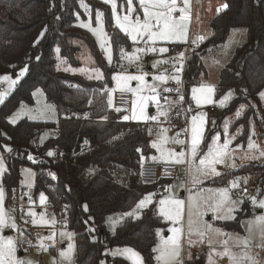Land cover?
<instances>
[{
	"label": "trees",
	"instance_id": "obj_1",
	"mask_svg": "<svg viewBox=\"0 0 264 264\" xmlns=\"http://www.w3.org/2000/svg\"><path fill=\"white\" fill-rule=\"evenodd\" d=\"M84 2L93 13L103 12L107 33L115 38L111 45L114 58L118 60L121 47H129L130 40L114 26L111 7L101 0ZM225 2L228 8L210 21L208 40L205 38L189 53L186 92L188 94L189 87L196 83L204 69L200 53L207 46L215 47L224 42L232 28L245 27L247 39L221 69L217 94L221 96L231 89L235 92L226 114L234 112L241 103L255 101L261 113L257 123L264 138V106L258 97L264 90V0ZM79 17H85L80 0H0V75L17 76L25 66L29 69L5 103L0 104V147L7 144L12 148L5 157L8 170L3 175L8 201L17 192L20 167L31 164L37 170L35 189L46 192L57 207L62 201L70 206L69 227L75 232L76 264H100L103 259L108 264H130L123 257H111L107 253L119 246L137 250L145 264H154L156 231L166 223L152 206L137 219L126 218L114 233L105 225L109 214L130 210L157 185H144L140 179L149 126L121 121L123 112L108 105L115 67L104 61L92 33L77 24ZM45 28L47 31L41 38L40 33ZM75 39L88 46L103 71V78L95 80L58 67L59 61L71 66L81 65L80 45ZM37 87H41L47 100L56 106L58 122L23 118L15 124L10 123L9 115L22 102L33 103L32 93ZM252 111L253 106H249L233 125V128L244 125L241 140L246 136ZM68 113L75 118L65 119ZM46 129H59V134L40 143L39 137ZM53 149L59 150L62 158L47 154ZM37 156L43 157L37 164L29 159ZM90 166H96L98 172L86 177ZM40 168L49 170L55 178L39 173ZM245 171L258 173L255 184L263 192L264 164L244 165L234 173ZM231 175L223 174L209 183L226 184ZM46 179H49L47 185ZM169 181L162 179L160 184ZM62 195L64 198L60 200ZM250 214L247 205L237 211L236 220L218 221V224L227 231L242 232L241 220ZM189 264H205L204 256L200 255Z\"/></svg>",
	"mask_w": 264,
	"mask_h": 264
},
{
	"label": "snow or ice",
	"instance_id": "obj_2",
	"mask_svg": "<svg viewBox=\"0 0 264 264\" xmlns=\"http://www.w3.org/2000/svg\"><path fill=\"white\" fill-rule=\"evenodd\" d=\"M104 3L110 4L112 9V15L115 19L116 27L123 32L126 37L130 38L134 44L139 43L140 40H144V47L135 48L133 53L129 54L124 52L121 47L122 59L126 58L130 64L140 61V55L147 53H165L169 49L166 47L157 48L155 45L158 41L172 43H187L189 24L191 20L190 12V0H139V10H142L141 15L137 14L138 9L134 5L133 0H126L127 11L126 14L121 16L117 12L116 0H103ZM81 6L88 10V6L84 3V0H80ZM228 4L221 5L217 11L227 9ZM179 13V15H177ZM103 12L97 11L96 21L98 27H91L90 23L81 22L80 26L88 28L94 35L101 40V47L105 49L107 59L111 62V47L110 45L115 42V38L109 37L104 31L103 25ZM47 31L45 28L40 37L43 38ZM146 38V39H145ZM205 37L197 36V41H203ZM38 42V41H37ZM198 46V45H197ZM59 52V48L56 49ZM184 53H178V60L182 62ZM37 60L40 58L37 57ZM63 63V61H62ZM161 63H168V61L156 60L153 62L152 67H157ZM138 74H124L120 73L113 76V80L116 82V88L111 92L119 90L121 94L132 93L135 99L132 100L131 115H124L122 119L124 121H156L159 122V117L167 116V110L163 109L160 100L161 93L158 91L160 84H165L171 79H175L177 84H180V77H169L165 74L155 75L152 77L153 83H147L146 77L149 73L143 71L142 64H136ZM68 70V69H65ZM29 71L25 66L18 74L16 79H13L9 75L0 76V82H6L7 88L0 91V104L5 103L6 97L11 93L12 89L17 85L19 78L25 76ZM73 71H80L81 73L89 72L88 69H73ZM95 72V78L101 79L103 74L99 69H92ZM177 71H180L177 68ZM91 78V77H90ZM137 81V87H131V82ZM159 82V83H157ZM147 89L151 94L143 95L141 93ZM164 92H170L172 89L164 88ZM179 92V89H176ZM39 92V90H37ZM109 92L108 105L112 106V96ZM214 93V86L201 84L199 87L192 89V98L195 100L196 105L200 106L205 103L212 102ZM232 96L231 91L220 101V105L223 107L225 101ZM259 96L264 100V91L259 93ZM165 103H170L167 96L162 97ZM183 95L179 96V100L183 101ZM156 105L157 114L148 115L146 112V106L149 102ZM91 103V102H90ZM175 103V102H171ZM23 107V106H22ZM245 105H240V108L236 112V116L239 117L244 109ZM45 109L53 113L55 108L53 105L46 104ZM122 109L117 108L116 111ZM40 116L43 112H39ZM20 113L14 114L9 118L10 123H16ZM30 119H37L38 116H30ZM102 119H107L103 117ZM206 115L200 113L191 117L190 129L185 128L182 131L186 136L190 135L189 140L180 139V132H177L175 137L169 138L167 132L169 129L164 128L161 130V134L157 141L152 142V147L157 149L162 157L166 154V163L174 165H187V175L192 188H197L202 185L206 180H215L217 177H221L223 174L217 169L216 165L225 164L229 168L238 167L235 159H233L234 149L230 148V144L235 136L225 138L221 144L219 135H213L211 137V143L205 142V125ZM229 122L226 121L224 125L225 134L228 131ZM151 135V129L149 130ZM255 127L253 126L252 135L248 137L247 149L240 156V160H256L264 157V148H261L257 141L252 139L255 136ZM178 144L183 146L182 150L177 152L175 149H165L164 145L167 143ZM204 145L206 151L201 148ZM7 151H11V148H6ZM139 151V149H138ZM203 154L201 155V153ZM258 153V154H257ZM49 156L53 155L51 151L47 153ZM32 159V157H29ZM143 159V158H142ZM153 160L156 157L152 158ZM6 171L3 157L0 156V176ZM55 175V174H50ZM240 177H236L234 180L229 181L228 187L223 188H202L195 194L192 193V188H189L190 192L187 200L174 198L169 196L159 200V214L166 220L171 221L174 227L169 229L172 233L171 236L164 238V236L158 230L157 235L160 237V243L153 249L156 252L155 257L157 264H184L182 256L184 250V243L186 242L190 247L197 244H207L209 251L207 255L208 264H264V257H261L260 253L253 254L251 251L252 240L254 235L258 236L259 243L255 247L264 251V214L253 216L252 218L244 221L246 225L247 235L240 236L239 234L227 233L222 228L215 227L213 223L205 220L204 217L207 213H212L213 218L217 221L220 220H236L235 213L242 211L240 205L244 203V198L232 199L230 192L231 189L240 187ZM244 183H247V178H244ZM29 186H31L29 184ZM184 184H181L183 187ZM244 193H247V189H243ZM154 193H150L140 200L137 204V209H142L147 204L152 203V197ZM5 190L0 184V264H34L33 261L27 259H20L17 257V241L11 236H4L3 230L5 228L17 229L15 218L11 215V211L5 208ZM31 199V198H29ZM247 200L254 208L264 209V193L260 190L257 191V195H248ZM46 197L43 193L40 196V203L44 204ZM87 210V206H84ZM28 215L32 217V225H54L55 219H47L44 213L39 214L37 219V213L29 210ZM124 215L132 217L136 215V212L125 213ZM27 223V221H26ZM55 233L48 237L39 238L38 248L41 251H47L49 246L44 244V240H51L53 245ZM60 236L67 237L72 240L74 233L61 232ZM196 239H193V237ZM28 243H31L29 240ZM75 251L76 246L74 243H69L67 249L60 250L58 253L59 259H53L52 264H75ZM113 255H126L127 258L133 261V264H144L143 258L138 252L133 251L130 248L122 250H116ZM188 259H191V252L188 254ZM103 264V262H101Z\"/></svg>",
	"mask_w": 264,
	"mask_h": 264
},
{
	"label": "rangeland",
	"instance_id": "obj_3",
	"mask_svg": "<svg viewBox=\"0 0 264 264\" xmlns=\"http://www.w3.org/2000/svg\"><path fill=\"white\" fill-rule=\"evenodd\" d=\"M101 1H103V0H101ZM116 3H117V12L121 16L125 15L126 11H127L126 0H116ZM133 3L138 9L139 0H133ZM225 3H226L225 0H190V12H191V14H193V17L195 19L190 20L188 41H189L190 36L192 38V41L196 40L197 36H204L206 38V40H208L210 33H211L210 21L216 14H218L221 11L220 10L218 12L217 9ZM108 5L111 7L110 4H108ZM82 9L84 10L85 17L84 18L79 17L77 24L80 25L81 22H83V23H90L91 27H93V28L98 27L97 21H96V13L97 12L93 13L91 8H89V7H88V10H86L85 7H82ZM137 14L141 15V18H142V10H138ZM177 15H179V13H177ZM192 21H194V23ZM113 23H114V26L116 27L114 18H113ZM103 25H104V31L107 33L104 18H103ZM85 29L89 31L88 28H85ZM92 35L95 37L99 48L103 52L104 61L110 66L114 65L115 71L113 73V76L120 74V73L138 74L136 64H142L143 65V71L149 73L148 77H146L147 83H149V84L153 83L152 77L155 75L165 74L169 77L179 76L180 80H181L183 74L185 76L184 69L186 71L187 60H188V56H189V54H188L187 59H185L186 44L187 43L168 44L167 42L158 41L155 45L157 48L166 47L169 49V51L165 52V53L157 52V53L138 54V55H140V61L130 64L128 59H126V58L122 59L121 58L122 57L121 50H120L119 59L115 60L112 45H110V47H111L110 55H111L112 59H111V62H109V60L107 59V55L105 53V49H103L101 47V40L98 39V37L96 35H94L93 33H92ZM246 39H247L246 28L245 27H234L230 30V33L224 42L220 43L218 46H215V47L214 46H207L206 50L203 51L202 53H200V59L202 61L204 69L200 72L196 83L189 87L188 94H187V99L189 100V108H190V113H191L190 114V127H191V117L193 115H198L200 113H203L206 115L207 123L205 125V132H204L206 143H211V137L213 135H219L221 137V139H220L221 144L224 142L226 136L227 137L235 136V139H233L231 144H230V148L235 150V152L233 153V159H235L238 167L232 169V168L227 167L225 164L216 165L217 169L222 174H227V173L232 174L231 177L229 178L228 182L226 184H212V183H209V181L211 179H208L202 185L198 186L197 188H192V185L189 181V176L187 175V171H186L187 165H177L178 166V173H176L172 179L170 178L169 182H166L163 185H161V184L157 185L156 189H153V190L146 192L140 199V200H142L148 194L154 193V195L152 197V203L147 204L142 209H137V204L140 201L139 200L130 210L125 211V212H115V213L109 214L106 217L105 225L111 233H114L117 226L119 224H121L126 218H128V216L124 215L125 213H130V212L135 211L136 215L132 216L131 218L137 219V218L141 217L144 210H146L147 208L152 206L154 208L155 212L166 223V225L164 227L158 228L156 233L159 230L160 233L164 236V238L171 236L172 233L169 231V229L174 227V225L172 224L171 221L166 220L164 217H162L159 214V208H160L159 200L163 199V198H167L169 196H172L174 198L187 200V198L190 195V192L188 191L189 188H192L191 194H195L199 190V187H202L205 189H207V188L215 189V188L228 187L229 181L234 180L236 177H240L243 180H244V178H247V183L245 185L250 190V193L248 195H252V196L257 195V191L260 190V187L255 184V180L258 176V173L245 171L242 173L235 174L234 172L238 171L244 165L264 164V157H261L260 159H256V160H247V159L243 160V161L240 160V156L247 149L248 137L252 135L253 126L255 127L256 135L252 136V139L257 141V143L260 144L261 148H264V138L261 135L260 127H259V124L257 123V118L261 119L260 109L257 106V103L255 101L251 100L249 103L244 102V103L240 104V105H245V107H244V109H243V111L239 117L236 116V112L240 108V105L236 108V110L234 112L226 114L225 111L229 107L232 99L234 98L235 92L233 89H231V90H228L227 92H225L221 96H218V94H217V84L219 81V75H220L221 69L226 66V64L230 61L231 57L235 53L237 47L242 45L246 41ZM129 40H130V46L129 47H122L124 49V52H126V53L131 54V53H133L135 48L145 46L144 40H140L139 43H136V44H134L130 38H129ZM74 42L77 43L78 45H80V51H79L78 56L80 58L81 65L80 66H71V65L64 64V62L62 63V61H59L58 67L61 69H68L69 71H71L73 73H80L86 77H89V78L91 77L92 79L98 80L95 78V72L91 71V70L92 69H99V71L102 74H103V71L97 65L95 58L91 54L88 46L81 40L75 39ZM200 43H198V41L195 44L193 43V49L195 47H197V45L199 46ZM171 46H175L176 49L174 51H172ZM178 53H184V58H183L182 62L178 60ZM57 57L59 59L58 53H57ZM156 60L168 61V63H161L157 67L154 68V67H152V65H153V62ZM82 68L88 69L89 72L81 73L80 71H73V69H82ZM177 68H179L180 71H177ZM4 75H9L13 79H16L18 77V75L12 76L11 74H8V73L2 74L0 76H4ZM103 76H104V74H103ZM103 76H102V78H103ZM113 76H112V86L109 88L107 99L109 98V92H111L112 89L116 88V82H115V80H113ZM19 80H20V78H19ZM170 81L176 82L175 79L170 78L167 81V83L160 84L159 89H158V91H160V93H161L160 103H161L163 109L167 110V113H168V115L166 117L165 116L159 117V122H156V121L143 122V121H134L131 119L128 121H124L122 119V117L124 115L130 116L131 111H124L121 114V116H122L121 121H123V122H130V123H135V124H148V126H149L148 127V134H149V130L151 129V135L149 134L148 142L146 145V151H148V153L150 155H153L154 157H156L155 160H153L152 159L153 157H152L150 159V161L165 162L166 154H165V157H162L161 153L157 149H155L151 146L152 142L157 141L159 139V136L161 134L162 129H164V128L168 129L167 123L171 120V117L173 116V114L179 113L183 110V101H180L179 97L176 98L175 96L171 95L169 92L162 91V89H164V88L169 89L168 84ZM157 83H159V82H157ZM185 83L187 84L186 77H185ZM137 84H138L137 81H132L131 87L135 88V87H137ZM201 84L214 86V93H213V97H212V102L197 106L195 100H193V98H192V89L194 87H199ZM0 85H3L5 88H7L6 82H0ZM37 90H39V92H37ZM116 91H119V90H116ZM116 91L111 92L112 106H110V107L112 109H113V95ZM230 91L232 93V96L230 99L225 101V105L222 107L220 105V101L222 99H224V97ZM262 91H264V90H262ZM32 94H33V100H34L33 103L22 102L9 115L8 120L10 117H13L14 114L19 112L20 116L17 119V122L23 118H27V119L33 120V121H45V122L47 121V122H56L57 123L58 119H59V112H58L56 106L47 100L44 90L41 87H37L34 89ZM141 94L150 95L151 93L147 89H145L144 92ZM131 95H132V93H131ZM164 96L168 97V100L170 103H165V101L162 98ZM258 97H259L261 104L264 106V100H262L260 98V96H258ZM133 99H135V97L132 95V100ZM171 102H175V103H171ZM46 104H50V105L54 106V108H55L54 114L48 112L45 109ZM249 106H253V111H252V114L248 120L246 136L243 140H241L240 137H242V135L244 134V131H245L244 125L239 124L235 128H233V125L235 124V122L239 118L243 117V115L245 114V111L247 110V108ZM38 111L43 112V115L40 116L38 114ZM146 112L148 115H156L157 114L156 105L150 101L148 103V105L146 106ZM30 116H38V118L37 119H30L29 118ZM226 121L229 122L227 134H225V131H224V125H225ZM153 126L157 127V129L155 131L152 130ZM177 132H180V137H179L180 139L186 140L185 135L181 134V131H179L178 129L169 130L167 132V136L169 138L175 137ZM54 135H56L55 130L46 129L41 133V135L39 137V141H40V143H44ZM189 139H190V135H189ZM6 148H11V146L7 145V144H3V147H0V156L3 157L5 168L7 171L8 165H7V159L5 157L7 154L11 153V151L10 152L7 151ZM164 148L165 149H175L177 152H179L182 150L183 146L178 145V144H172L169 142V143L164 145ZM201 148L204 151H206V148H204L203 144L201 145ZM202 154H203V152L201 153V155ZM142 158H143V160H146L148 157L145 154V155H143ZM251 170L253 171L255 169H251ZM97 172H98V168L96 166H90L87 169L85 175H86V177H88V176H91ZM4 173H3V175H4ZM50 174H53V173H50ZM3 175L0 176V184H2V186L5 190V194H6L5 208H6V210H8V193H7L6 187L3 184ZM36 177H37V170L31 164L22 165L20 167V169H19V180L17 183L16 191L19 190V192H21V193H19L18 200H20L21 202H23L27 205V212L22 217V220L24 222L29 221V229H27L26 227H22V225H21L22 222L18 221L15 218V221H16V224L18 225V228L17 229L5 228L3 230L2 234L4 236H11L14 239H16V241H17L16 255L18 258L31 260L34 262V264H52L54 258L59 259V257H58L59 251L67 249V246L69 243H74L76 246L75 232L70 227L60 228L59 230L55 229V226L58 223L57 217L54 214L55 208L53 211L52 207L48 206L47 202L49 200V197H48L46 192H44L41 189H39V190L35 189ZM50 178L54 179L55 175L54 176L50 175ZM48 180L49 179H46L45 185H47ZM182 183L184 184L183 187H181ZM29 184L31 186H29ZM236 189H231L230 195H231L232 199L238 200V199L244 198V203L242 205H240V208L243 209L244 207H247V205H248V208L251 212L250 216L244 217L241 220L242 232H235V231L231 232V231L225 230L221 225L218 224V221L213 218L212 213H207L205 215L204 219L209 221L210 223H213V225L215 227L222 228L227 233H234V234H239L240 236H245V235H247V232H246V225H245L244 221L252 218L253 216L264 214V209L254 208L250 204V202L247 200L248 195H245V196L239 195L236 193ZM41 193H43L44 196L46 197V202L44 204L40 203ZM262 193H264V191ZM13 197H15V195H13ZM29 198H31V199H29ZM29 210L35 211L37 213V217H36L37 219L39 218L40 213H44L46 215L47 219L51 220L54 218L56 223L54 225H52V224H49V225H32L31 224L32 217H30L28 215ZM235 215H237V212L235 213ZM220 221H224V220H220ZM61 232L74 233V236H73L72 240L70 241L66 236L62 238L60 236ZM53 233H55V236H54L55 244L53 245V242L51 240L45 239L43 242H44V244L49 246L48 250L47 251L39 250V248H38L39 238L48 237V236L52 235ZM193 239H196V237L194 236ZM29 240L31 241V243H28ZM259 242L260 241H259L258 236L254 235L253 240H252L253 246L251 248V251L253 252V254L257 253V250H260L259 248L255 247V245ZM26 243H28L30 245V247H25L24 245ZM159 243H160V237L156 234V245H155V247ZM125 248H130L133 251L138 252L137 250H135L131 247H128V246H123V247L119 246V247H114L111 250H107V253L111 257L123 256L125 259H127L129 261L130 264H133V261L131 259L127 258L126 255H113V253L116 250H122ZM208 251H209V248H208V245L206 243L205 244H197L195 246L190 247L185 242L182 256H183L184 262L186 264H189V262L194 259L193 254L195 252L203 253L205 258H206L208 255ZM189 252H191V259H188L187 254ZM259 253L261 256H263V252L261 250L259 251ZM156 255H157V253L154 252V264H157V261L155 259ZM140 256H141V254H140ZM101 262H103V264H108L106 259L101 260ZM101 262H100V264H101ZM75 264H76V251H75ZM144 264H145V262H144Z\"/></svg>",
	"mask_w": 264,
	"mask_h": 264
},
{
	"label": "built area",
	"instance_id": "obj_4",
	"mask_svg": "<svg viewBox=\"0 0 264 264\" xmlns=\"http://www.w3.org/2000/svg\"><path fill=\"white\" fill-rule=\"evenodd\" d=\"M204 41V40H203ZM201 41H198L200 43ZM176 49L175 46H171V50L174 51ZM193 49V43L191 36L189 37V41L186 44V55L185 59H187L188 54ZM184 72L185 69H184ZM181 83L177 84L174 81H170L168 84L169 89H172L169 93L176 98L180 95H183V110L179 113L173 114L171 120L167 123V127L169 130L178 129L181 131V134L185 135L182 131L185 128L190 129V108H189V100L187 99V92H186V83H185V76L183 74L181 78ZM179 89V92L176 89ZM6 88L3 85H0V91L5 90ZM117 108L122 109L119 112L124 111H131L132 108V95L131 93L121 94L120 91H116L113 95V109L116 111ZM75 118V115L68 113L65 115V119H72ZM157 129L156 126L152 127V130L155 131ZM56 135L59 134V129L55 130ZM186 140H189V136L185 135ZM52 156L54 158H62L61 152L57 149H53ZM43 160L42 156L32 157V161L34 163H39ZM39 173L48 175L47 177L50 178V171L45 168H40ZM176 173H178V166L166 163V162H156V161H144L141 165L140 170V179L144 185L155 186L159 185L162 179H167L173 177ZM243 189H247V193L243 192ZM19 190L14 193L15 197H12L8 201V210L11 211V215L16 218L18 221L22 222V227H26L29 229V221L24 222L22 217L27 212V205L20 200L19 198ZM236 193L242 196L248 195L250 193L249 188L245 185L244 180L240 179V187L236 189ZM64 195L60 196V200H63ZM48 206L52 207L55 216L57 217L58 223L55 226L56 230L60 228L69 227V210L70 206L68 203L62 201L61 205L57 207L55 202L52 199H49L47 202ZM25 247H30L28 243L24 245ZM184 264H186L184 262Z\"/></svg>",
	"mask_w": 264,
	"mask_h": 264
},
{
	"label": "crops",
	"instance_id": "obj_5",
	"mask_svg": "<svg viewBox=\"0 0 264 264\" xmlns=\"http://www.w3.org/2000/svg\"><path fill=\"white\" fill-rule=\"evenodd\" d=\"M138 10H139V7H138ZM195 18L193 17V14H191V20H194ZM193 23H194V21H192ZM204 37V36H203ZM146 156L148 157L146 160H143V162L144 161H150V159L152 158V157H154L153 155H150L149 153H148V151H146ZM174 177V176H173ZM173 177H171V179L173 178ZM168 179H170V178H168ZM231 232H234V231H231ZM157 234V233H156ZM234 234V233H233ZM120 247H123V246H120ZM113 249V248H112ZM111 250V249H110ZM260 250H257V252H259ZM263 252V256H261V257H264V251H262ZM194 256H193V258L195 259V258H197V257H199L200 255H203L204 256V254L203 253H200V252H195L194 254H193ZM118 257H123V256H118ZM124 258V257H123ZM127 260V259H126ZM204 260H205V264H208V259H207V257L205 258V256H204Z\"/></svg>",
	"mask_w": 264,
	"mask_h": 264
}]
</instances>
